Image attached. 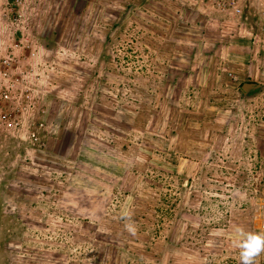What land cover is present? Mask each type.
<instances>
[{
  "label": "rangeland",
  "instance_id": "1",
  "mask_svg": "<svg viewBox=\"0 0 264 264\" xmlns=\"http://www.w3.org/2000/svg\"><path fill=\"white\" fill-rule=\"evenodd\" d=\"M237 228L264 0H0V264H241Z\"/></svg>",
  "mask_w": 264,
  "mask_h": 264
},
{
  "label": "clouds",
  "instance_id": "2",
  "mask_svg": "<svg viewBox=\"0 0 264 264\" xmlns=\"http://www.w3.org/2000/svg\"><path fill=\"white\" fill-rule=\"evenodd\" d=\"M125 218L129 214L125 213ZM126 228L130 232H135V228L131 224H126ZM239 240L237 247L240 249L241 264H255L256 257L264 253V233L246 232L243 228H237Z\"/></svg>",
  "mask_w": 264,
  "mask_h": 264
},
{
  "label": "water",
  "instance_id": "3",
  "mask_svg": "<svg viewBox=\"0 0 264 264\" xmlns=\"http://www.w3.org/2000/svg\"><path fill=\"white\" fill-rule=\"evenodd\" d=\"M259 87H260V84H257V83H246L244 85V90L249 91L250 89H255V88H259Z\"/></svg>",
  "mask_w": 264,
  "mask_h": 264
},
{
  "label": "crops",
  "instance_id": "4",
  "mask_svg": "<svg viewBox=\"0 0 264 264\" xmlns=\"http://www.w3.org/2000/svg\"><path fill=\"white\" fill-rule=\"evenodd\" d=\"M247 83H256V82H247ZM250 90H252V89H250ZM250 90H249V91H250Z\"/></svg>",
  "mask_w": 264,
  "mask_h": 264
},
{
  "label": "trees",
  "instance_id": "5",
  "mask_svg": "<svg viewBox=\"0 0 264 264\" xmlns=\"http://www.w3.org/2000/svg\"><path fill=\"white\" fill-rule=\"evenodd\" d=\"M256 95H257V94H254V96H256ZM251 96H252V95H251ZM247 98H248V97H247ZM249 98H250V97H249ZM249 98H248V99H249ZM251 99H252V98H251ZM249 100H250V99H249Z\"/></svg>",
  "mask_w": 264,
  "mask_h": 264
}]
</instances>
